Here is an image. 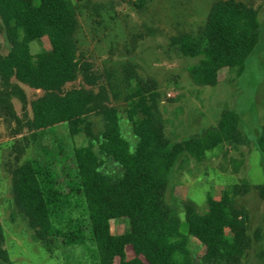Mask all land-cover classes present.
<instances>
[{
	"label": "trees",
	"instance_id": "16d2710c",
	"mask_svg": "<svg viewBox=\"0 0 264 264\" xmlns=\"http://www.w3.org/2000/svg\"><path fill=\"white\" fill-rule=\"evenodd\" d=\"M79 12L73 0H0V29L11 44L7 55L0 53V77L6 84L14 78L44 92L31 103L33 137L41 139L66 124L72 137L87 140L73 147L72 156L63 144L55 150L41 145L42 156L13 170L19 212L44 244L58 238L65 246L84 247L92 252L93 264H199L192 239L205 246L206 264H243L252 239L249 213L237 207L236 198L246 187L228 186L220 199L209 194L203 213L193 201H167L181 158L202 162L208 152L239 143L241 115L225 109L217 125L172 142L165 134L157 81L144 79L137 65L129 63L124 80L127 117L137 139L133 148L104 88L98 93L91 88L65 90L80 76L89 87L98 84L92 65L79 53ZM45 38L50 48L34 53L33 44L42 45ZM260 39L256 9L238 0H218L200 32L179 33L170 46L197 59L187 68L195 85L216 87L223 69L244 74ZM94 115L103 122L98 132ZM256 143L264 155V126ZM257 189L264 200V183ZM78 209L82 212L76 215ZM181 213L187 234L181 229ZM120 220L127 227L116 234L112 223ZM129 248L132 258L127 257ZM0 264H11L1 225Z\"/></svg>",
	"mask_w": 264,
	"mask_h": 264
},
{
	"label": "rangeland",
	"instance_id": "374dc122",
	"mask_svg": "<svg viewBox=\"0 0 264 264\" xmlns=\"http://www.w3.org/2000/svg\"><path fill=\"white\" fill-rule=\"evenodd\" d=\"M79 7L80 27L77 33L81 58L92 65L98 84L89 87L84 78L66 85L65 90L91 88L98 93L104 88L109 104L121 116L124 137L134 148L136 137L127 117L125 66L137 65L144 79L158 83L159 109L165 134L180 141L217 125L225 109L241 115L239 143L224 144L208 152L202 162L183 156L170 178L167 201H193L198 211H206L209 194L220 199L228 186L240 185L247 192L236 198L239 208L249 213L252 247L243 264H264V200L257 186L264 183V155L257 148V137L264 126V0H238L259 12L261 39L246 62L242 76L223 69L216 87L197 86L191 80L188 66L197 59L186 58L170 46L171 38L182 32L198 33L204 27L211 6L218 0H73ZM50 48L47 38L33 44V52ZM11 49L4 28L0 29V53ZM19 88L20 91L14 89ZM44 94L11 79L0 77V225L4 248L11 264H93L92 252L84 247L65 246L61 239L51 238L48 245L38 239L28 220L15 203L13 170L42 156L41 145L49 150L63 144L67 156L75 146L87 144L83 136L72 137L66 124L52 133L35 139L30 130L32 101ZM95 131L101 130V117H92ZM58 159V158H57ZM113 166H111V169ZM78 209L76 215L81 213ZM182 218V231L188 224ZM124 220L112 223L113 232L123 234ZM231 236L230 231H227ZM92 247V244H89ZM199 264H206V248L191 240ZM128 258L133 257L131 249ZM118 264V260L115 262Z\"/></svg>",
	"mask_w": 264,
	"mask_h": 264
}]
</instances>
